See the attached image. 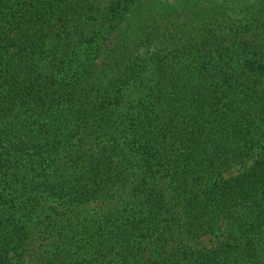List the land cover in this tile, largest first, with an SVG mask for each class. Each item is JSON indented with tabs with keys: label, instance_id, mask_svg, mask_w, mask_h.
Returning a JSON list of instances; mask_svg holds the SVG:
<instances>
[{
	"label": "trees",
	"instance_id": "obj_1",
	"mask_svg": "<svg viewBox=\"0 0 264 264\" xmlns=\"http://www.w3.org/2000/svg\"><path fill=\"white\" fill-rule=\"evenodd\" d=\"M184 1L0 0V264H264L258 9Z\"/></svg>",
	"mask_w": 264,
	"mask_h": 264
},
{
	"label": "rangeland",
	"instance_id": "obj_2",
	"mask_svg": "<svg viewBox=\"0 0 264 264\" xmlns=\"http://www.w3.org/2000/svg\"><path fill=\"white\" fill-rule=\"evenodd\" d=\"M155 2L157 1L156 5L159 6V8H171V6L169 5H165V3H173L175 2V0H154ZM190 1H194L190 3V6H194L199 8L201 11H199V13L202 12V10H211L212 12H217L220 10V7L218 6H214L212 4V1L210 0H190ZM251 5L253 8H257L258 12L255 15L256 19H253L251 21L248 22V25H244L242 27H240L239 31L240 32H230L228 35L223 36L222 38L226 39V45L228 44L227 42L229 40H231L232 36L238 34L239 36H242L244 38H248L251 34H253L254 39H257L259 37V41L260 43L264 42V25L261 24V20L264 19V0H250ZM186 1L182 0V2H180V4L175 8L178 12V14L180 15V10L183 11L185 9ZM155 5V8H157ZM158 11V9H157ZM162 13H160V15L155 16L151 19V17L149 16L147 18V22L150 24L152 22V20H154V30L155 32L158 31V33L155 34L154 39L155 42L160 44V59L161 60H167L168 56L167 53L165 51V48L168 47L170 49H172L171 46H175L176 44L179 45L181 40H187V38L189 37V34L191 33L189 30V34L183 30H179L178 31V38H175L173 36L172 33V27L171 24L169 23V21L166 19H164V17L162 16ZM260 17V18H259ZM239 36L235 37L236 40V44L239 43L240 38ZM169 44V45H167ZM255 50V49H253ZM240 51L243 55L247 54L246 49H242V50H238ZM225 52H227V50H225ZM212 73H214V71L212 70ZM256 80V78H252V81ZM259 80V79H258ZM260 81V80H259ZM225 85H229V81H224Z\"/></svg>",
	"mask_w": 264,
	"mask_h": 264
}]
</instances>
